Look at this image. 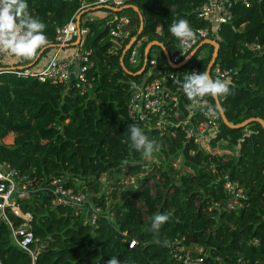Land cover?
<instances>
[{
  "label": "trees",
  "instance_id": "trees-1",
  "mask_svg": "<svg viewBox=\"0 0 264 264\" xmlns=\"http://www.w3.org/2000/svg\"><path fill=\"white\" fill-rule=\"evenodd\" d=\"M94 1L27 0L29 15L45 24L47 44L41 50L54 44L56 27L77 14L82 17L91 8L115 12ZM247 1H234L231 20L212 31V22L198 15L204 0H125L135 7L130 6L135 16L125 41L145 35L147 43L157 40L168 52L177 51L180 41L170 26L185 19L195 36L197 28H208L207 38L218 42L214 64L233 69L228 78L210 70L213 80L230 81L232 89V94L218 97L219 111L228 124L219 114L220 125L210 144L219 142L235 152H205L178 128L163 135L156 129L143 130L163 159L143 171L137 186L117 182L109 191L102 190L104 174L127 176L141 171L143 157L130 147L127 133L128 125L135 124L127 113L130 88L132 82L155 77L143 60L137 67L127 63L126 52L122 55L125 44L114 47L109 36L112 16L79 18L87 28L83 47L90 51L91 61L87 75L92 85L86 90L18 75V66L0 63V161L36 187L17 203L31 214L30 229L44 245L32 261L11 233V225H19L23 218L5 207L6 218L0 210L1 264H106L111 256L120 264H185L173 256L178 244L191 246L192 257H202L197 264H264V126L257 120L235 126L249 117L264 121V47L260 51L246 47L249 42L264 44V0ZM213 48L210 43L198 46L181 66L166 62L167 70L178 72L168 85L175 89L179 86L175 81L205 71ZM206 98L217 105L213 97ZM182 100H187L184 93ZM178 154L182 163L176 168L172 157ZM53 178L88 193L79 212L51 204L48 184ZM227 179L243 186L244 206L226 207ZM90 205L100 208L94 224L85 222ZM163 213L171 214L159 232L161 241H169L167 247L157 244L156 234L150 231L154 215ZM198 246L202 252L195 250Z\"/></svg>",
  "mask_w": 264,
  "mask_h": 264
},
{
  "label": "built area",
  "instance_id": "built-area-1",
  "mask_svg": "<svg viewBox=\"0 0 264 264\" xmlns=\"http://www.w3.org/2000/svg\"><path fill=\"white\" fill-rule=\"evenodd\" d=\"M234 1L236 0H204L202 5L197 8L198 15L210 20L212 31H215L220 23L231 20V5ZM241 1L245 4L248 3L247 0ZM124 2L125 0H95L94 4L118 7L124 5ZM114 14L112 15L113 25L109 29V36L114 40V47H119L126 45L128 42L125 39L130 36L127 26L131 22V16L121 11L114 12ZM86 31L87 28L76 21V17H72L62 26L56 27L54 44L47 50V56L41 68L33 69L28 65L21 66L16 70L17 74L36 77L41 81L64 83L66 87L74 85L82 90L90 88L92 83L87 75L91 65L90 51L83 47ZM208 35V28H197L195 39L191 41L192 46L184 54L181 47L177 51L168 52L166 50L170 61L174 64L180 63L198 45V40L207 38ZM146 39L145 35L136 36L135 41L126 51V59L129 65L137 67L143 60L144 64L148 63L146 69L155 73V77L151 80L132 82L127 109L129 117L142 131L156 129L160 135H163L168 130L173 133L172 128H178L183 132L184 138L191 140L199 149L205 152L217 153L215 148L219 142H216L215 146H211L210 139L215 135L220 125L219 112L215 117H209L205 114L208 106L215 107V104L205 97L198 106L190 108L191 102L188 99L182 100V88L177 86L173 89L168 85L170 79L178 77V72L167 70L164 67L168 61L161 48L151 47L148 52L149 55H147L146 60L144 59L143 51L147 44ZM246 47L252 51H260L264 44L249 42L246 43ZM8 54L0 51V60L5 59ZM212 69L215 75L222 78H228L233 71L231 67H222L217 63L212 65ZM189 152L193 153L194 150L190 149ZM160 155L161 152L158 147V151H154L151 159L143 158L141 171L137 174L127 175L125 184L137 186L140 183L143 171L152 168L154 163L162 161L163 158ZM181 163L182 157L180 154L172 157L174 167H180ZM149 184H153L152 179ZM48 187L51 191V204L53 206H69L75 212H79L88 198V193L65 186L61 178H53ZM224 187L229 195L226 201L228 209L233 210L245 205L244 202L247 196L238 180L227 179L224 182ZM35 189L36 187L32 181L22 180L16 169L9 163L0 161V210L4 215L5 207H8L13 213L23 218V222L15 227L10 222L9 224L11 225L13 240L20 248L29 253L32 261L35 260L44 245L30 229L31 214L21 210L17 199L28 197ZM99 210V207L90 205L85 222L94 224ZM133 244L134 241H130L129 247H132ZM190 249L191 246L178 244L173 251V256L182 260L185 264L201 262L202 257H192ZM195 250L202 252L203 247L198 246Z\"/></svg>",
  "mask_w": 264,
  "mask_h": 264
},
{
  "label": "clouds",
  "instance_id": "clouds-1",
  "mask_svg": "<svg viewBox=\"0 0 264 264\" xmlns=\"http://www.w3.org/2000/svg\"><path fill=\"white\" fill-rule=\"evenodd\" d=\"M27 9V0H0V51L7 52L18 59L35 57L37 51L47 44L44 34L45 24L29 15ZM170 32L180 41L183 54L191 48L195 33L187 20L174 21L170 26ZM175 83L179 84L191 102L190 108L198 106L206 96L216 98L232 94L230 81L213 80L206 71L191 72L182 81H175ZM220 108L219 104L215 107L208 106L205 114L215 117ZM127 133L130 147L140 152L143 158L151 159L154 151H158V147L137 125L129 124ZM170 215V213L155 214L150 228V231L156 234L155 242L162 243L165 247L169 246V241L167 239L161 241L159 232L161 226L170 220ZM106 264H120V261L117 257L111 256Z\"/></svg>",
  "mask_w": 264,
  "mask_h": 264
},
{
  "label": "water",
  "instance_id": "water-1",
  "mask_svg": "<svg viewBox=\"0 0 264 264\" xmlns=\"http://www.w3.org/2000/svg\"><path fill=\"white\" fill-rule=\"evenodd\" d=\"M130 6L133 7V8H135L133 5L125 4V5L118 6V7H112V9H113L115 12H116V11L119 12V11H122V10L126 9L127 7H130ZM80 14H81V13H79V14L76 15V21H79ZM141 29H142V21L140 20L139 28H138V32H139ZM136 36H137V35H134V36H132V37L129 39V41L127 42V44H126L125 47H124V50H123V54H122V55H124V53L126 52V50L132 45L133 41H135ZM205 43H210V44H212V45L214 46V48H213V52H212V55H211V58H210V60H209V62H208V64H207V66H206V69H205V71L208 72V74H209L210 77H211L210 70H211L212 65L214 64V61H215V59H216L217 52H218V42H217L216 40H214V39H211V38H204V39H202V41H200L199 44H198V45H197V46H196V47H195V48H194V49L188 54V55H190V56L187 55V57H185V58H184L180 63H178V64H174V63H172V62L170 61L169 56H168V53H167V51H166L164 45L162 44V42L157 41V40H153V41L148 42V43L145 45V47H144V51H143V52H144V59L146 60L147 55H148V52H149V50H150L151 47H153V46H158V47H160V48L162 49V51H163V53H164V55H165V57H166L168 63H169L172 67L181 66V65L185 64L186 62H188V61L190 60V58L192 57V55H193V54L195 53V51L197 50L198 46H200V45H202V44H205ZM121 62H122V64H123V61H121ZM214 100H215V103H216V104H219L218 97L214 98ZM219 114H220L221 119L223 120V122H225L226 124H228V121H227L226 117L223 115V113H222L221 111H219ZM252 120H257V121H259V122L264 126V121H263V119H262V118H259V117H249V118H247V119L241 121L240 123H237L235 126H237V127L244 126V125H246L247 123H249V122L252 121Z\"/></svg>",
  "mask_w": 264,
  "mask_h": 264
},
{
  "label": "crops",
  "instance_id": "crops-1",
  "mask_svg": "<svg viewBox=\"0 0 264 264\" xmlns=\"http://www.w3.org/2000/svg\"><path fill=\"white\" fill-rule=\"evenodd\" d=\"M108 9H104V8H91L90 10H87L86 13H84L82 15L81 21L85 20V19H93V18H102V17H107L109 18L111 16V14L113 15L114 13L110 12ZM115 15V14H114ZM129 31L131 32V30L133 29L132 24H129L128 26ZM42 49V48H41ZM39 49L35 55V57L28 59L27 64L21 63L20 62L23 59H18L15 56L8 54V56L2 61L3 63L9 64V65H16L18 67L21 66H30L33 69H39L41 68V66L43 65L46 56H47V50L43 52V50Z\"/></svg>",
  "mask_w": 264,
  "mask_h": 264
},
{
  "label": "rangeland",
  "instance_id": "rangeland-1",
  "mask_svg": "<svg viewBox=\"0 0 264 264\" xmlns=\"http://www.w3.org/2000/svg\"><path fill=\"white\" fill-rule=\"evenodd\" d=\"M132 10H134V9L131 8V7H127V8H126V13H128L130 16H135L134 11H132ZM105 11L108 12V10H105ZM111 16H112V14H111ZM207 52H208V49H207V48H204V49L202 50V54H206ZM6 59H7V58H6ZM3 60H4V59L0 60V63H1V64H4V63L2 62ZM27 61H28V59H23V60L20 62V64H21V63L27 64ZM226 148H228L229 151H227ZM215 151H216L218 154H224V153H226V155H227V154H232V153L235 152L233 148L226 147V146H224V145H219V144H218V146L215 148ZM178 165H179V163L177 164V166H178ZM117 176L119 177L118 180H117ZM125 180H126V176L118 175L117 173H116V174H115V173H107V174H104V175L101 177V181H102V190H104V192H107V191H109V189H111V186H112V185H114V184L117 183V182H123V183H126ZM138 204H140V203H138Z\"/></svg>",
  "mask_w": 264,
  "mask_h": 264
}]
</instances>
